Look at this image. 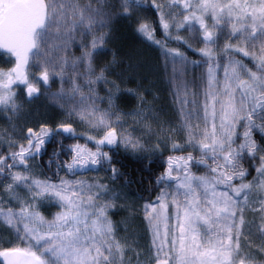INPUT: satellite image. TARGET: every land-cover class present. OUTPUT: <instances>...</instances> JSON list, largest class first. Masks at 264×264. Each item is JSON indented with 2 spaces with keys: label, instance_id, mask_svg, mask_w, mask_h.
Wrapping results in <instances>:
<instances>
[{
  "label": "snow or ice",
  "instance_id": "6c2138e0",
  "mask_svg": "<svg viewBox=\"0 0 264 264\" xmlns=\"http://www.w3.org/2000/svg\"><path fill=\"white\" fill-rule=\"evenodd\" d=\"M0 56V264H264V0H0Z\"/></svg>",
  "mask_w": 264,
  "mask_h": 264
},
{
  "label": "trees",
  "instance_id": "16d2710c",
  "mask_svg": "<svg viewBox=\"0 0 264 264\" xmlns=\"http://www.w3.org/2000/svg\"><path fill=\"white\" fill-rule=\"evenodd\" d=\"M116 36L114 38V46L116 50L119 52L118 57L123 58L124 60H128L131 58L132 60H140L144 62L146 70L149 73V79L154 81L157 86L159 87L161 84L159 79L160 75L162 74L159 68V62H158V56L155 52V47H150L148 44L143 43L141 39L131 32L130 29L127 28L125 22L120 21L117 28H116ZM157 38H160L159 35ZM170 46L175 47L176 45L173 43ZM188 54L198 59L196 55H194L192 52H188ZM39 116L40 118H48L53 117L54 113H51L49 110H47L45 107H42L39 109ZM50 114L47 116V114ZM55 117V116H54ZM54 119V118H53ZM59 139V138H57ZM77 141L73 140H64V144H70L75 143ZM79 143H85V140L82 138L79 140ZM55 147V141L50 142L47 145L48 153H51L53 148ZM89 147H91V144H89ZM168 153H165L166 156ZM179 154V153H177ZM47 154L45 155L44 159L47 160ZM67 157H61V159H66ZM120 163L123 165L122 171H125L128 176L134 180L139 179L140 177L144 178V187L147 188L149 184V177L151 176V172L147 169H144L142 167V164L137 159H134L130 156L121 155L120 157ZM146 163V161H145ZM159 163V161H157ZM153 170H155L157 173L159 172V168L157 167V164L152 165ZM46 172L47 169H44ZM133 187H138V185H134ZM143 195L147 196L148 193L144 192Z\"/></svg>",
  "mask_w": 264,
  "mask_h": 264
},
{
  "label": "rangeland",
  "instance_id": "374dc122",
  "mask_svg": "<svg viewBox=\"0 0 264 264\" xmlns=\"http://www.w3.org/2000/svg\"><path fill=\"white\" fill-rule=\"evenodd\" d=\"M119 22H120V21H117V22L114 24V27H113V37H112V41H111V43L109 44V48L111 49V51L108 52L107 57H106L107 59H110V58H111L113 52H115L117 56L119 55V52L116 50V48H115V46H114V45H115V44H114V38H115V36H116V33H115V32H116V28H117ZM72 52H73L75 55H77V56L80 54L78 48H73V49H72ZM155 52L157 53V56H158V62H159V68H160V71H161V73H162V74L160 75V79H159V81H160L159 84H161V79H162V76H163V60H162V57H161V55H160L159 49L155 48ZM189 58H190V57H189ZM190 59H191V58H190ZM1 67H2V66H1ZM129 86H131V85H129ZM55 87H58V85L54 86V89H53V90H55ZM163 99H164L165 101L168 100V97H167V95H166V91H165V93H164V95H163ZM42 107H45V108H46L47 110H49L51 113H54V116H55V117H54V116H53V117H50V116H49L48 119H53V118H54V119H57V118H59V116H60L59 109H58L57 107H55L54 105L48 103L47 101H44L43 98H42L41 100H39V101L34 102V103L31 104V105H26V106H25V109H26L28 115H27L26 117H24V118L27 119L30 123H34L37 119H42V118H40V116H39L40 112H39V110H38V108L41 109ZM48 115H50V114L48 113L47 116H48ZM6 125H7V122H6L3 118H0V128L5 127ZM74 127H76V130H77L78 133L85 131V129L82 128V127H80L79 125H74ZM63 174H64V173L62 172L61 175H63ZM78 175H79V174H78ZM96 175L103 176L104 173H103V172H100V173L88 172V173L83 174V176H82L81 178L87 179V178H90V177H93V176H96ZM73 178H75V177H73ZM141 203H142V202H141ZM54 210H55V209H53V211H54ZM141 232H142V229H141ZM143 242H146V238H145L144 240H142V243H143Z\"/></svg>",
  "mask_w": 264,
  "mask_h": 264
},
{
  "label": "flooded vegetation",
  "instance_id": "af4514ba",
  "mask_svg": "<svg viewBox=\"0 0 264 264\" xmlns=\"http://www.w3.org/2000/svg\"><path fill=\"white\" fill-rule=\"evenodd\" d=\"M189 55V54H188ZM189 57L191 58V59H195V58H193V57H191L190 55H189ZM4 60H5V58L3 57V56H0V67L2 66V67H6L7 65L5 64V62H4ZM62 173V172H61Z\"/></svg>",
  "mask_w": 264,
  "mask_h": 264
}]
</instances>
